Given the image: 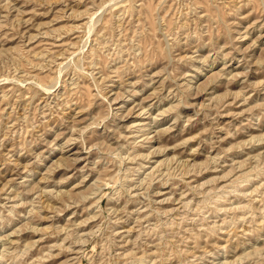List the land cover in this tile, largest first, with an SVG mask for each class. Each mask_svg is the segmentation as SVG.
<instances>
[{
	"label": "rangeland",
	"instance_id": "1",
	"mask_svg": "<svg viewBox=\"0 0 264 264\" xmlns=\"http://www.w3.org/2000/svg\"><path fill=\"white\" fill-rule=\"evenodd\" d=\"M0 264H264V0H0Z\"/></svg>",
	"mask_w": 264,
	"mask_h": 264
},
{
	"label": "bare ground",
	"instance_id": "2",
	"mask_svg": "<svg viewBox=\"0 0 264 264\" xmlns=\"http://www.w3.org/2000/svg\"><path fill=\"white\" fill-rule=\"evenodd\" d=\"M134 189V188H133Z\"/></svg>",
	"mask_w": 264,
	"mask_h": 264
}]
</instances>
